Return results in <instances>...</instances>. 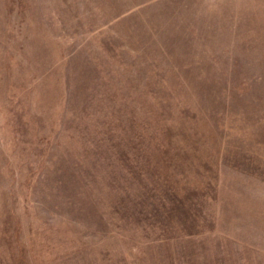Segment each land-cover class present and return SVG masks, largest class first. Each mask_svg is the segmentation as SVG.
<instances>
[{"label": "rangeland", "instance_id": "374dc122", "mask_svg": "<svg viewBox=\"0 0 264 264\" xmlns=\"http://www.w3.org/2000/svg\"><path fill=\"white\" fill-rule=\"evenodd\" d=\"M0 264H264V0H0Z\"/></svg>", "mask_w": 264, "mask_h": 264}]
</instances>
